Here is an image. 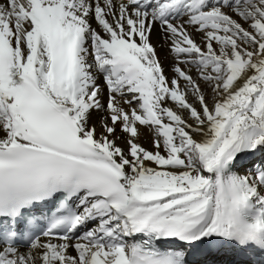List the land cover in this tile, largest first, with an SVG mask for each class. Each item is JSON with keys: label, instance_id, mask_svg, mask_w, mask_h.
I'll return each mask as SVG.
<instances>
[{"label": "snow or ice", "instance_id": "snow-or-ice-1", "mask_svg": "<svg viewBox=\"0 0 264 264\" xmlns=\"http://www.w3.org/2000/svg\"><path fill=\"white\" fill-rule=\"evenodd\" d=\"M190 252L264 257V0H0V264Z\"/></svg>", "mask_w": 264, "mask_h": 264}, {"label": "bare ground", "instance_id": "bare-ground-1", "mask_svg": "<svg viewBox=\"0 0 264 264\" xmlns=\"http://www.w3.org/2000/svg\"><path fill=\"white\" fill-rule=\"evenodd\" d=\"M95 26H96L95 22H93V27H95ZM197 38H199V37H197ZM152 42H153L154 46L156 47L157 54H158L163 66L165 68L166 73L169 76H171L172 75L171 69H172V65H173V59H172L171 54L169 53L167 42L163 39L162 34L159 30V27H157L156 30L152 34ZM106 99H107V92L105 90L103 100L106 102ZM125 99H127V97H125ZM190 101L195 103V100L192 99L191 97H190ZM168 106L175 107V105L171 101H169ZM102 114L103 113L94 114L93 119L95 120L97 116L102 115ZM97 126H98V124H97ZM140 131H141V135L139 137V142L145 148H147L149 150H154L153 149V143H152L153 136H152L151 130L149 128L141 126ZM118 135L123 136V134H121L119 132H118ZM118 143H120L121 146H125L124 139L119 140ZM210 259H215V260L219 261L220 264H235V262L240 261L242 258L234 256V255H222V256H218V257H212ZM256 260L259 262V264H264V259L261 256H257ZM198 261L200 264L201 261L200 260H198Z\"/></svg>", "mask_w": 264, "mask_h": 264}]
</instances>
